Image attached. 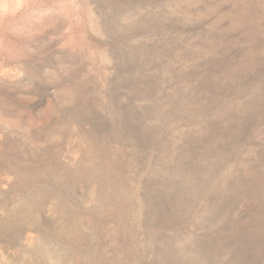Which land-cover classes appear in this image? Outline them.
<instances>
[{
    "label": "rangeland",
    "instance_id": "1",
    "mask_svg": "<svg viewBox=\"0 0 264 264\" xmlns=\"http://www.w3.org/2000/svg\"><path fill=\"white\" fill-rule=\"evenodd\" d=\"M0 264H264V0H0Z\"/></svg>",
    "mask_w": 264,
    "mask_h": 264
}]
</instances>
